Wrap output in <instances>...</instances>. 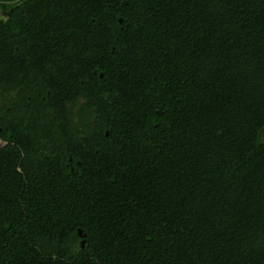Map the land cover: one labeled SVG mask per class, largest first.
Wrapping results in <instances>:
<instances>
[{
	"label": "trees",
	"instance_id": "obj_1",
	"mask_svg": "<svg viewBox=\"0 0 264 264\" xmlns=\"http://www.w3.org/2000/svg\"><path fill=\"white\" fill-rule=\"evenodd\" d=\"M0 264H264V0H0Z\"/></svg>",
	"mask_w": 264,
	"mask_h": 264
},
{
	"label": "rangeland",
	"instance_id": "obj_2",
	"mask_svg": "<svg viewBox=\"0 0 264 264\" xmlns=\"http://www.w3.org/2000/svg\"><path fill=\"white\" fill-rule=\"evenodd\" d=\"M5 143H6L5 139L0 137V145H4Z\"/></svg>",
	"mask_w": 264,
	"mask_h": 264
}]
</instances>
